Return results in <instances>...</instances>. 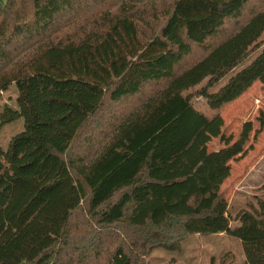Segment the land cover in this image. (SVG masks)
<instances>
[{
	"label": "trees",
	"instance_id": "16d2710c",
	"mask_svg": "<svg viewBox=\"0 0 264 264\" xmlns=\"http://www.w3.org/2000/svg\"><path fill=\"white\" fill-rule=\"evenodd\" d=\"M254 1L0 0V99L18 92L0 131L24 123L0 146V264H150L222 234L264 264V201L231 219L229 173L195 145L212 118L193 104L219 112L264 85V50L236 71L263 45Z\"/></svg>",
	"mask_w": 264,
	"mask_h": 264
},
{
	"label": "rangeland",
	"instance_id": "374dc122",
	"mask_svg": "<svg viewBox=\"0 0 264 264\" xmlns=\"http://www.w3.org/2000/svg\"><path fill=\"white\" fill-rule=\"evenodd\" d=\"M252 5L255 12L256 9L264 8V1L255 0ZM261 41L263 45L236 71L247 66L264 50V36ZM223 84L225 81L211 91L217 92ZM204 86L205 82L191 90L190 94L194 95ZM17 96L15 86L3 93L0 111L4 107L15 109ZM136 104L137 102L127 101L119 107H114L106 103L98 117L81 132L75 150L85 137L91 140L97 137L110 121L115 108L122 110L126 107L132 108ZM193 104L199 111L212 118L211 124L199 136L195 145L207 171H214L218 176L229 173L222 186V193L230 204L229 213L234 220L241 211L256 206L259 200L264 201V124L261 122L264 113V85L256 83L239 100L219 112L210 111L202 98L195 97ZM97 122L101 126H96ZM23 130V120L4 126L0 131V146L6 150L11 139ZM74 223L80 225L81 221L76 218ZM236 225L238 223L234 221L233 226ZM81 228L82 226L76 227L77 235L80 234ZM145 260L150 264H244L245 255L239 241L222 234L190 237L181 244L179 253L155 250Z\"/></svg>",
	"mask_w": 264,
	"mask_h": 264
}]
</instances>
